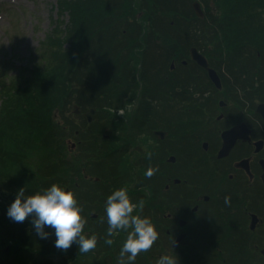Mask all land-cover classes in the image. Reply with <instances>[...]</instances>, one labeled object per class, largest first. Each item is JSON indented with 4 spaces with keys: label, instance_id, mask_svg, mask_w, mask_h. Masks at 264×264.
Here are the masks:
<instances>
[{
    "label": "flooded vegetation",
    "instance_id": "1",
    "mask_svg": "<svg viewBox=\"0 0 264 264\" xmlns=\"http://www.w3.org/2000/svg\"><path fill=\"white\" fill-rule=\"evenodd\" d=\"M197 27L174 25L175 38L147 42L151 55L137 64L120 56L123 65L114 68L136 65L138 77L145 74L138 86L96 90L95 108L82 89L71 110L81 119L80 139L69 140L70 150L79 147L80 176L72 169L63 189L75 194L85 219L92 212L96 221L107 219V197L121 187L133 203L143 200L134 214L150 218L159 232L148 251L152 264L163 255L179 264H264V119L256 110L264 100L246 61L215 56ZM121 108L123 116L115 112ZM149 166L159 168L150 179ZM84 232L97 236V247L103 242L98 227Z\"/></svg>",
    "mask_w": 264,
    "mask_h": 264
},
{
    "label": "trees",
    "instance_id": "2",
    "mask_svg": "<svg viewBox=\"0 0 264 264\" xmlns=\"http://www.w3.org/2000/svg\"><path fill=\"white\" fill-rule=\"evenodd\" d=\"M193 1L57 0V15L68 12L69 24L61 30L56 23L42 43L41 60L31 69L12 77L11 84L0 82V264H18L23 258L22 263L27 264L25 257L33 253L60 258V264L66 262L64 255L52 256L56 250L49 235L41 239L36 234L32 217L17 223L7 211L20 189L27 196L43 192L50 184H68L71 154L67 137L71 133L80 139L81 134L77 122L81 119L71 117L69 89L83 95L78 88H88L84 95L88 105L95 106L93 96L100 88L111 90L118 83L138 86L145 74L138 77L136 65L114 68L123 65L118 58L129 56L137 64L141 57L151 55L147 42L174 39V25H197L198 39L207 41L215 56L232 57V61L245 57V61L255 62L256 72L249 78L264 93V0H198L203 17L195 14ZM119 41L121 44H116ZM45 228L55 234L54 229ZM6 244L7 253L3 250ZM46 249L49 252H37ZM9 251L12 256L7 258ZM80 259L71 264H83Z\"/></svg>",
    "mask_w": 264,
    "mask_h": 264
},
{
    "label": "clouds",
    "instance_id": "3",
    "mask_svg": "<svg viewBox=\"0 0 264 264\" xmlns=\"http://www.w3.org/2000/svg\"><path fill=\"white\" fill-rule=\"evenodd\" d=\"M116 114L123 116L124 109L115 110ZM153 153L146 152V158L151 160ZM158 167L149 166L144 173L146 178H152ZM230 202L225 197V204ZM145 202L140 200L133 203L126 187L113 191L106 200L105 212L107 217V239L105 244L112 245L113 237L119 232L127 233L117 264H135L138 255L148 252L159 239V232L151 219L140 214H134L139 209L143 210ZM83 208L79 205L75 194L66 191L57 184H52L43 192L25 195V190L20 189L16 199L7 211L8 217L17 223H23L32 217V224L36 234L41 239L48 238L49 233L45 227L55 230V247L62 251L69 250L73 243L78 246L79 253L87 254L96 249L98 238L95 234L86 235L84 232L86 219L82 216ZM156 264H179L175 255H163Z\"/></svg>",
    "mask_w": 264,
    "mask_h": 264
},
{
    "label": "rangeland",
    "instance_id": "4",
    "mask_svg": "<svg viewBox=\"0 0 264 264\" xmlns=\"http://www.w3.org/2000/svg\"><path fill=\"white\" fill-rule=\"evenodd\" d=\"M56 3L57 0H0V82L3 81L5 84H11L9 80L12 79V77L17 76L21 71L27 72L31 69L34 62H39L41 60L42 43L46 40L47 35L52 32V29L55 28L57 25L56 23L59 24V29L61 30H64L65 25L69 24L68 12H64L58 17ZM64 46L67 47L68 43L65 42ZM238 58L241 62L245 61V57ZM241 62H238V64H241ZM243 66L246 69V73L249 75L248 77L252 78L251 72H256L257 69L255 67V62L251 63L248 60ZM250 81L251 80L249 79L248 82ZM72 83L74 86L77 84L74 82ZM258 93H260V96H264V93H261L260 88ZM68 135V144L70 142L69 140H76V138L73 137V134L69 133ZM70 152H72V154L69 155V161L67 163L68 168L66 171L68 175L66 178H69L72 175V169H74V176L76 173H79L80 169L81 154L77 149L70 150ZM62 179H64V174L62 175ZM51 185L52 184L48 185V187ZM57 185L61 188H65L66 186L61 184ZM39 187H43V185ZM89 211L91 212L92 209ZM91 214L92 212L87 213V223L85 226L93 228L95 226L98 227L99 231L103 234L102 240L108 238L107 219H101V221L92 220L89 216ZM88 221L96 222L97 224H91ZM126 236L127 233L123 231L119 232L117 236L112 238L114 243L110 246L103 242H99L100 245L96 247L94 251L89 252L93 253L96 257L88 255L89 253L86 255L79 253L78 246L74 244L70 254L64 256L66 258L64 264H69V261L77 260L79 258L84 262L83 264H117L119 251L126 240ZM49 237L50 243L56 250L55 255L58 256V254H60L62 256V250L55 247V234L53 235L49 233ZM116 237L122 238L116 240ZM148 254L149 252H144L138 255L135 264H148V262H150V255ZM89 259L92 262L87 261ZM13 261H16V259H13Z\"/></svg>",
    "mask_w": 264,
    "mask_h": 264
},
{
    "label": "water",
    "instance_id": "5",
    "mask_svg": "<svg viewBox=\"0 0 264 264\" xmlns=\"http://www.w3.org/2000/svg\"><path fill=\"white\" fill-rule=\"evenodd\" d=\"M193 8H194V10H195V13H196L198 16H200V17L203 16V10H202V8H201V6H200V4H199L198 1H194V2H193ZM191 53H192L193 57H194V56L199 57V62H200L202 65H204V66L207 67V63H206V61H205L203 55H201V54H197L195 48H192V49H191ZM207 68H208V67H207ZM208 69H209V68H208ZM209 71L212 72V73H214L213 70H210V69H209ZM216 77H217V76H216ZM93 110H94V109H90L89 112L87 113V117H88L89 120H90V113L93 112ZM256 110H257L258 112H260V114L262 115V117H263V119H264V102L259 103V104L257 105V107H256Z\"/></svg>",
    "mask_w": 264,
    "mask_h": 264
}]
</instances>
